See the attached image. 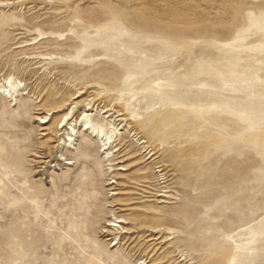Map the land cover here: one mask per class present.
<instances>
[{"label": "rangeland", "instance_id": "rangeland-1", "mask_svg": "<svg viewBox=\"0 0 264 264\" xmlns=\"http://www.w3.org/2000/svg\"><path fill=\"white\" fill-rule=\"evenodd\" d=\"M199 62L239 77L244 109L263 105L264 0H0V264H229L213 250L237 232L250 264H264V114L254 126L242 121L239 159L232 150L216 166L217 183L199 188L208 168L187 179L183 165L202 153L173 141L179 173L160 181L121 112H98L102 97L138 88L125 84L127 69L154 89L126 102L142 115L161 104L167 74ZM82 112L112 113L118 136L108 149L83 129ZM65 122L75 129L70 146ZM166 137L149 141L163 149ZM85 141L90 171L73 158ZM148 171L166 188L145 193L133 179ZM112 214L126 221L107 226Z\"/></svg>", "mask_w": 264, "mask_h": 264}, {"label": "bare ground", "instance_id": "bare-ground-1", "mask_svg": "<svg viewBox=\"0 0 264 264\" xmlns=\"http://www.w3.org/2000/svg\"><path fill=\"white\" fill-rule=\"evenodd\" d=\"M184 68L186 69L180 73L179 71H172L167 74L165 79L166 83L163 84V86L165 87L162 91L163 93L156 97L158 100L162 101L161 104H159L157 108L148 110L144 112V114L142 113V115L140 113L136 114L134 109H126V106H128V103L126 102L129 100L130 96L135 97L134 95L136 94H144L151 97L150 91H154V89L152 88V86H150L151 84L149 82H146V80L143 78L139 77L138 79L131 81L130 76L132 73H134V71L131 70L133 72H130V70L127 69L124 78L125 84L130 85L131 83L139 82L138 88L135 91L133 90V92L129 93H123V90L119 89L117 90V92L111 94V97L109 98L106 96L102 97L101 102H98V104L102 103L103 107L102 109H99L98 112L104 114L111 112L113 109H117L116 111L121 112L120 115L123 116V121L125 119V121L129 125V129L133 131L132 135H138L137 139H141V143L147 144L146 146H144L145 151H147V159H152L153 157L152 164L154 165L156 172H158V180L160 181L162 179H167L171 170L179 173V167L177 168L175 160V153L176 150H178V147H176L175 145L173 146V141L177 142L178 144L185 143V148L189 149H186L187 151H193L194 153L198 152V155L202 153L203 161L196 162L192 158H189L192 159L189 161L187 158V165H183L187 166L189 170L188 175H186L187 179L193 178V175L196 174L194 170H197V168H208L207 172L203 171V173L201 174L199 185L200 188L201 185L203 186L205 182H211L212 185L217 183L218 175L216 166L219 164V161L224 162L223 158L226 157V155L230 154L232 150L235 149L233 160L239 159V155L241 154H239V150L243 143L242 140L244 139L242 121H247L249 126L257 125L259 120L262 119L261 117H263L264 104L259 105L257 103L259 106L257 105L258 109L255 111L250 109L247 111L246 109H244L241 104L240 91H242V86L239 77L238 81H235L226 73L222 72L216 65H212L207 62H199L194 63L193 65L191 64L188 67L184 66ZM242 75L246 76L245 73H242ZM244 81L246 80H242V83ZM14 83L15 81L12 84L10 81L7 82L8 86L11 88L14 86ZM1 87L4 88L2 84L0 85V88ZM143 91H145V93ZM229 91H232V94L229 93ZM230 94L231 96H229ZM125 95H127V97H124ZM86 104L89 105L90 101H88V103ZM56 107L58 106L56 105ZM258 112L260 114L262 113L260 117ZM72 113V110L64 113L56 122V127H58L59 124L71 117ZM111 116L112 113L105 114L102 119H99L98 115L97 117H91V114L82 112L80 119L83 129L89 130L93 135L99 137L103 141V149L105 150L110 147V145L115 141V138L118 136V128H116L117 125H113V120H107V118ZM40 118L46 117L41 116ZM66 123L67 122H65V124ZM67 129H69L70 133H66V139H63V143L65 146H70L73 141L75 129L72 124H69V127ZM150 134H156L160 137L162 135H167L164 142L166 143L165 148H159L162 143L155 144L153 142L152 144L151 141H149ZM81 146V150L78 154H74L73 158L76 159V161L81 160L83 169H88L90 171V144L88 141H85ZM116 148L117 147H115L114 151L120 150V147L117 149ZM121 148L123 149V147ZM180 153H182V151ZM198 155L196 154V156ZM167 157L170 158L166 159ZM191 157L195 156L193 155ZM199 157H202V155ZM106 160L108 162L110 161L109 158H107ZM168 160L171 161V165L166 164V161ZM102 162L103 161L101 159L98 160V169L95 171L96 174L101 172L100 170L102 166L99 165L102 164ZM68 163L71 162L68 161ZM117 169L121 168L118 167ZM148 174L149 171L147 173H142L140 176L133 179L137 184L144 183V186H141L146 189L145 193H150V191L147 189L154 190V188H152V185L155 186V189L166 188V186L158 187L153 184V180L152 182L150 181V176L148 177ZM150 174L152 173L150 172ZM234 174L236 177H238L239 175L238 172H235ZM87 175H89V178L93 176L92 173L88 172ZM196 180L198 179L196 178ZM162 189L159 190V192L166 191ZM204 191H206L205 194L207 195L206 188L204 189ZM114 194H117V192H114ZM211 194H216L214 189L212 190ZM157 195L163 196L164 194L158 193ZM236 197H238V195ZM112 217L114 219L108 220L107 226L113 227L114 224L112 222L126 221L119 216H115V214H112ZM233 217L234 220L231 223L234 222V225L230 227L233 228L232 230L234 231L240 226L238 212H235ZM119 228H121L124 232H127L128 230L124 229V227L121 226ZM156 228H153V230H155ZM261 228V230H264V227ZM153 230L151 228L150 231ZM105 232H107V230ZM224 235L228 236L226 234ZM231 238L232 239L229 241L222 240L219 243H216V249L213 250L214 252L218 253L216 258H219L223 261L228 259L229 264H250L254 258V254L251 251L252 248H248L246 247V245H244V241L241 240L239 232L231 235ZM120 260L122 261L123 257H120Z\"/></svg>", "mask_w": 264, "mask_h": 264}]
</instances>
